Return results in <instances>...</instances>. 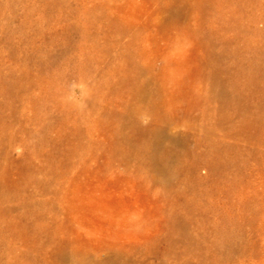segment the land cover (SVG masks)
Returning a JSON list of instances; mask_svg holds the SVG:
<instances>
[{
    "label": "rangeland",
    "instance_id": "obj_1",
    "mask_svg": "<svg viewBox=\"0 0 264 264\" xmlns=\"http://www.w3.org/2000/svg\"><path fill=\"white\" fill-rule=\"evenodd\" d=\"M0 264H264V0H0Z\"/></svg>",
    "mask_w": 264,
    "mask_h": 264
},
{
    "label": "clouds",
    "instance_id": "obj_2",
    "mask_svg": "<svg viewBox=\"0 0 264 264\" xmlns=\"http://www.w3.org/2000/svg\"><path fill=\"white\" fill-rule=\"evenodd\" d=\"M185 47H190V45H188V44H185ZM177 51H179V49H177ZM135 219V218H134Z\"/></svg>",
    "mask_w": 264,
    "mask_h": 264
}]
</instances>
